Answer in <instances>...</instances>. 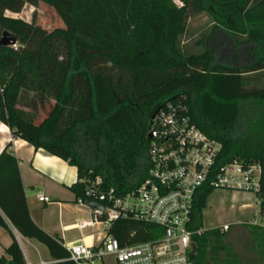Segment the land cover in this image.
<instances>
[{
    "label": "trees",
    "instance_id": "obj_1",
    "mask_svg": "<svg viewBox=\"0 0 264 264\" xmlns=\"http://www.w3.org/2000/svg\"><path fill=\"white\" fill-rule=\"evenodd\" d=\"M14 1L0 0V7ZM177 1L41 0L63 24L47 33L0 15V38L8 30L26 45L41 35L37 52L0 46V122L13 138L77 168L70 187L77 200L85 197L82 180L95 176L123 196L148 175L152 117L182 101L192 123L221 143L222 163H260L256 198L264 219V87L246 77L264 63V0ZM203 11L213 25L196 42L200 51L183 50L189 18ZM22 93H33V100ZM9 148L0 153V228L11 224L43 244L53 264H75L63 240L32 219L19 160ZM211 191L197 194L191 229H203ZM249 228L264 244V227ZM110 234L124 247L154 240L163 228L128 216ZM192 240L191 264L244 263L220 228ZM25 262L16 240L0 256V264Z\"/></svg>",
    "mask_w": 264,
    "mask_h": 264
},
{
    "label": "built area",
    "instance_id": "obj_2",
    "mask_svg": "<svg viewBox=\"0 0 264 264\" xmlns=\"http://www.w3.org/2000/svg\"><path fill=\"white\" fill-rule=\"evenodd\" d=\"M182 101L168 102L149 124L150 168L143 182L126 195L114 189L105 190L100 176L83 179L85 197L105 206L92 209V217L79 223L80 229L102 226L96 245L85 242L66 246L68 259L75 264H105L111 258L116 264H191L193 236L203 229H191V216L197 194L204 188L244 191L255 195L260 188L262 168L259 162L234 159L221 162L222 145L201 131L187 114ZM42 202L50 197L42 195ZM84 205V204H83ZM155 224L163 234L154 240L120 246L110 231L120 217ZM249 224L257 225L251 221ZM229 229L228 225L222 231ZM99 235V238H100ZM25 264H53L57 260L41 259Z\"/></svg>",
    "mask_w": 264,
    "mask_h": 264
},
{
    "label": "crops",
    "instance_id": "obj_3",
    "mask_svg": "<svg viewBox=\"0 0 264 264\" xmlns=\"http://www.w3.org/2000/svg\"><path fill=\"white\" fill-rule=\"evenodd\" d=\"M22 96L29 102L33 100L34 95L33 93H22ZM25 109L28 110V108ZM7 144H10L9 150L19 160L28 207L34 222L47 233L59 236L66 246L81 242L96 245L102 236L100 235V238L99 235L93 237L95 234L89 230L94 227L79 228L80 221L89 220L92 217V209L80 204L75 193L70 189L78 181L77 168L57 156L48 154L43 149L36 150L25 140L13 138L10 129L0 122V153ZM242 194L246 197H251L250 194L254 196L252 215L235 224L225 223L217 228L222 230L223 226H229V229L225 231L226 241L228 235L233 234V237L242 235L247 241L253 243L252 248H247L244 245L242 251L238 253L243 264H264V244L258 236L257 240L251 237L249 228L252 225L249 223L254 220L257 222L256 226L264 227V219L259 216L255 195L249 192ZM42 195L50 197V202L40 201L39 197ZM20 238L29 244L34 242V240L27 239L11 224H9V229L0 228V256L4 255L5 248L13 240H16L25 260H30L26 256L27 252L20 242Z\"/></svg>",
    "mask_w": 264,
    "mask_h": 264
},
{
    "label": "rangeland",
    "instance_id": "obj_4",
    "mask_svg": "<svg viewBox=\"0 0 264 264\" xmlns=\"http://www.w3.org/2000/svg\"><path fill=\"white\" fill-rule=\"evenodd\" d=\"M0 15L21 18L32 23L45 33L63 26L55 11L42 3L41 0H15L10 4L2 5L0 7ZM212 25L213 19L208 11H203L190 17L187 22L186 33L180 38V46L182 49L192 53L199 52L200 47L196 42L201 38L203 33H207L210 30ZM40 41L41 35H34L31 43L20 45L18 42L15 46L11 47L15 49L22 47L27 51L37 52ZM246 77L255 81L259 86L264 87V63L262 64V70L260 72L250 73L246 75ZM242 193L244 192L229 191L226 189L212 190L207 197L206 207L203 210V229L208 231L221 227L225 223L231 225L242 219L249 218L252 215V208L254 207V196L250 194L251 197H246ZM89 232L95 234L93 237L100 235L102 226L97 225L89 230ZM20 240L27 252L26 256L29 257L33 263L39 262L40 259H50L48 250L43 244L35 240L32 244L27 243L22 238H20ZM94 240L96 239L94 238ZM227 241L230 242L236 253H240L244 245L247 248H252L253 245L251 241H247L242 235L233 237V234H230L227 237ZM105 264H116V262L111 258H107ZM211 264L217 263L212 261Z\"/></svg>",
    "mask_w": 264,
    "mask_h": 264
},
{
    "label": "water",
    "instance_id": "obj_5",
    "mask_svg": "<svg viewBox=\"0 0 264 264\" xmlns=\"http://www.w3.org/2000/svg\"><path fill=\"white\" fill-rule=\"evenodd\" d=\"M251 1V0H249ZM19 42L18 35L5 30L0 38V46H15ZM155 117V115L152 117V119ZM152 121H150V124ZM148 138H151V134L148 133ZM83 204L88 206L91 209H101L104 210L105 206L103 204L97 203L95 201H92L90 199H84Z\"/></svg>",
    "mask_w": 264,
    "mask_h": 264
}]
</instances>
